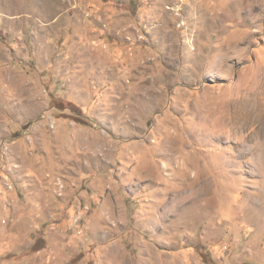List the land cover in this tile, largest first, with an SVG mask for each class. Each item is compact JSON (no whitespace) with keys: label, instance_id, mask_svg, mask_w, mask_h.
Here are the masks:
<instances>
[{"label":"rangeland","instance_id":"1","mask_svg":"<svg viewBox=\"0 0 264 264\" xmlns=\"http://www.w3.org/2000/svg\"><path fill=\"white\" fill-rule=\"evenodd\" d=\"M0 264H264V0H0Z\"/></svg>","mask_w":264,"mask_h":264}]
</instances>
